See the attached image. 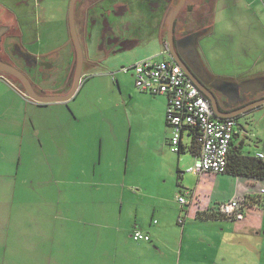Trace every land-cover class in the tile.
<instances>
[{
    "label": "rangeland",
    "instance_id": "374dc122",
    "mask_svg": "<svg viewBox=\"0 0 264 264\" xmlns=\"http://www.w3.org/2000/svg\"><path fill=\"white\" fill-rule=\"evenodd\" d=\"M1 1L12 6L15 0ZM221 1L224 0H217L212 14L211 24L215 23V29L211 32L214 33L204 44L205 59L211 63L210 70L222 76L247 69L258 72L259 76L264 73L262 0H257L251 10L237 4L234 6L236 10L232 7L233 12L229 11L230 3L225 9ZM30 2L32 6L29 8L33 12L30 21L34 23L37 35L25 38L29 42L34 41L32 46L39 50H45V47L57 50L60 54L58 65L64 67L72 53L66 25L70 0H42L37 9L36 0ZM200 2L202 0H195L194 3L186 0V4L197 9L201 6ZM102 5L96 10V15L108 11V19L100 24L104 29L108 22L114 21L111 17H115L117 8L115 11L107 10L110 5ZM24 8L21 6L18 10L24 11ZM171 8L165 10V16ZM118 10L120 12L116 14L125 17L127 8ZM146 23V16L136 22V26H145L143 33L135 38L138 42L131 50L119 56H109L106 50L104 59L102 55L99 57L102 61L96 60L97 64L83 69L76 98L69 100L68 106L37 107L27 102V97L0 94V124L4 125L6 133L5 136L0 135V141L9 142L11 130L21 132L23 139L18 164L16 160L11 162L9 159L14 156L13 148L8 158L0 163V171L3 172L0 178V264H218L220 259L225 264H231L241 260L243 253L248 264H264V259L256 253L264 251V240H253L252 248H248L247 244L230 241L232 236L227 238L220 233L218 226H212L215 224H191L190 215L186 217L187 207L182 208L177 201L179 196L189 201L191 195L185 193V188L194 189L197 177L185 173L188 166L180 168L181 171L176 166L172 167L178 153L172 152L170 145L166 146L167 153L156 149V137L149 130L158 129L159 120L163 118L161 124L165 126L166 109L163 117L159 103L149 97L164 99L163 96L140 92L131 72L122 69L146 58L164 57L161 55L162 45ZM132 27V34L138 35L134 22L127 27L125 25L126 31ZM119 42L124 46L122 40ZM32 50L36 51L35 48ZM255 59L258 62L256 66L253 65ZM87 62L85 58V64ZM9 87L12 88L11 85ZM56 110L60 111L58 115ZM32 124L40 128L33 130ZM78 124L87 127L88 134L82 130L75 131L73 127ZM100 125L119 128L122 133L120 142L126 141V133L132 129L126 161L121 154L104 155L101 185L97 175L94 176V127ZM255 132L264 133V118L254 125ZM142 139H145L146 145L140 142ZM62 142L66 147L83 148L87 145L86 158L79 160L73 157L68 175L66 166L62 165L65 164ZM120 147L127 154L128 146L120 143ZM139 150L141 155H138ZM205 179L202 185L205 195L201 193L198 202L200 211L203 209L200 203L211 200V193L206 191H210L214 184L208 176ZM243 179L249 181L245 176L240 178L236 192L238 200L248 199L244 195L246 192L259 195L255 211L259 217H264V192L260 181L254 187ZM226 187L230 189L227 184L223 188ZM153 194L158 195L152 197ZM159 198L161 200H157ZM154 205L164 207V221L170 220L171 214L175 215L174 220L178 216L184 219L186 230L182 248L179 246L183 235L181 225L174 221L175 234L173 231L169 233L168 244L172 250L176 248V255L170 247H158L157 250L151 242H136L129 237L135 218L144 222L148 220ZM193 207H196L195 203ZM248 210L252 211L246 206V215ZM142 243L149 249H144Z\"/></svg>",
    "mask_w": 264,
    "mask_h": 264
},
{
    "label": "flooded vegetation",
    "instance_id": "af4514ba",
    "mask_svg": "<svg viewBox=\"0 0 264 264\" xmlns=\"http://www.w3.org/2000/svg\"><path fill=\"white\" fill-rule=\"evenodd\" d=\"M179 1L76 0L74 4V24L83 54L82 71L92 64H97L96 60L102 61L99 57L102 55L101 58L104 59L103 53H106V50H108L107 54L109 56H119L120 53L135 46L138 42H135V38L143 33L145 26L143 24L136 26V22L142 21V18L146 16L148 21L146 26H151V31L157 36V40L165 49V55L187 69L191 79L200 84L203 91L199 89L206 97L209 98L210 95L216 97L219 104L223 106L222 113L229 115L236 113L234 116L236 118L240 116L238 112L247 113L261 107L262 105L252 106L264 100V90L258 91L252 96V90L249 86H243L242 84L245 82L239 83L240 93L236 96L211 73L210 63L209 60L205 59L204 49L206 39H210L212 21V6L207 1L200 2L201 6L198 9L193 8L189 3L186 4L185 1L173 19V25L170 28L172 13ZM41 2L42 0H36V9ZM104 3L110 5L107 10L114 9L115 11V7L117 10L114 13L115 17L110 16L114 21L108 22L109 24L107 23L105 28L102 29L103 27L100 24L106 22L109 13L108 11L106 14L99 12L96 15V10L101 9ZM21 6L27 9L24 8V11H19L18 8H21ZM29 6H32L30 0H15L12 6L0 2V61L22 73L38 95L67 94L73 87L77 59L76 48L69 29V6L66 10V25L69 31L68 37L71 40L72 53L64 67L58 65L60 54L57 50L46 49V47L45 50H39L38 47L32 46L34 41L29 42L25 38L37 33L34 23L31 24L33 12ZM168 7L172 8L167 14L168 16H165V10ZM126 8L125 17H119L120 15L116 14L117 11L120 12L118 9L123 10ZM34 13H37V11L34 10ZM127 19L128 22H126ZM133 22L138 30L136 36L132 34L134 33L133 27L127 29L128 32L125 29V25L127 27ZM96 23L98 28L100 25L99 29ZM120 29H122V34L119 33ZM110 30L111 32H109ZM120 40H122L124 46H121ZM133 42L135 43L133 44ZM32 48H35L36 51H33ZM85 58L88 59L86 64ZM89 61L91 62L89 63ZM3 76L21 87L25 94L24 86L17 78L6 73H3ZM262 78H264V75L256 76L253 79L254 82H257L256 86H259V88L264 87ZM38 104L45 105L48 103Z\"/></svg>",
    "mask_w": 264,
    "mask_h": 264
},
{
    "label": "crops",
    "instance_id": "0c3cea01",
    "mask_svg": "<svg viewBox=\"0 0 264 264\" xmlns=\"http://www.w3.org/2000/svg\"><path fill=\"white\" fill-rule=\"evenodd\" d=\"M203 1H207L208 4H210V6H212L211 10H212V14H213V12L215 10L214 6H216V4L218 3L217 0H202V2ZM192 2L194 3L195 0H192ZM228 3H230L229 6H231V8L228 6V8H230L229 11L233 12L235 9L234 6H236L237 4H243L246 6V8H249L251 10V9H253L252 8L253 4L257 3V0H224V1H221V4H223V7L225 9H226V5ZM262 3L264 4V0H262ZM214 29H215V23L211 24V30L213 31ZM213 33L214 32H210L209 37ZM131 49H129V50H131ZM161 55L164 56L162 59L169 58L165 54L161 53ZM257 59H255V62L253 64L254 66H256V64L258 65ZM158 60H161V59H158ZM210 65H211V63H210ZM248 65L249 64H247V67H248ZM211 73L216 77V79L226 81V83H222V85H224V87L228 88V90H230V92H232L233 94H235L234 92L236 91V89H234L235 85L239 86V83H244V82L245 83L242 85L243 86H249V88L252 91H256L257 89H259V86H256L257 82L253 81V79L256 76H258L257 75L258 72L253 73L250 70L246 69L240 73H235L232 75L219 76V75H216L214 71L213 72L211 71ZM262 75H264V73L259 74V76H262ZM80 83H81V81H80ZM9 85H11L12 88L9 87ZM252 86H255V87H252ZM252 88H254V89H252ZM246 91H247V89H246ZM140 92H142V91H140ZM4 93H11L14 96H18L20 98L27 97L14 84V82H12L8 78L0 75V94H2V96H3ZM135 94H138V93L135 92ZM76 95H74L69 100L76 98L75 97ZM163 98L164 99H162L160 97L159 98L158 97L157 98L149 97V99H151V100L154 99L155 101H157L159 103V106L163 112V117H164V115H165L164 112H165V109L167 107V100L164 96H163ZM26 100H27V102H30L34 106H37V107H49V106L56 107L57 106L60 108H62V106H68L67 102L69 101L68 100L65 102L48 103L45 105H41V104H38V103L32 101L29 98ZM218 108L220 109V111H221V109L223 110V106L219 104V101H218ZM263 110H264V104L261 107L255 108L252 111L247 112L244 115L238 116L236 118L231 117V118H235V120L239 124V130L235 134L233 141H232L233 142L232 148L233 149L238 148V150L241 152L242 155L244 154V155H250V156H257L258 153H264V139H263L264 133L263 134L261 132H255L256 134L254 133V125L258 121L263 120V118H264V111ZM260 112H262V113H260ZM59 113H60V111L56 110V114L58 115ZM165 118H166V115H165ZM163 119L159 120L160 125H159L158 129L157 128H151L149 130L150 133H153L155 135V137H156L155 144L157 145L156 149L158 152H161V153L166 152V146H169V138H170V130H169L170 128L166 125V123H165V126H163L161 124V121H163ZM70 125H69V127H71ZM32 126L31 127L33 130L40 128L34 124H32ZM3 128H4V125L0 124V135L5 136L6 133L3 130ZM20 128H21V126H20ZM73 129L75 131L82 130L84 133H87V134L89 132V131H87L88 130L87 127H82L79 124L75 125L73 127ZM131 131H132V129L129 130L128 133H126V141L120 142L122 133H121L119 128H117V127H103L101 125L94 127V165L96 166V169L94 170V176L96 177V175H97L99 185H101V183H102L101 181H102V178L104 175V170L102 168L104 155L108 156V154H106V153H109L112 155L120 156V154H121L125 158V161H126V157L129 155V145L131 144V134H132ZM10 132H9L8 137H9V142H12L11 146H8V143H9L8 141H0V163H1V160L3 161V159L8 158L9 152L13 148L14 156L10 157L9 159H11V162H15V160H16V163L18 164V162L20 161V157L22 155L23 139L21 136V132H17L15 130H11ZM249 141H251L254 145L253 144L250 145L251 142H249ZM140 142L143 143L144 145H146L145 139L140 140ZM120 143H124L125 145L128 146L127 147V154L125 151H123V147L119 148ZM61 144L62 145L64 144L62 147V151H63L64 156H62V155L61 156L63 157V159L65 161V164H62V165H63V167L66 166V169L68 172L70 167H71V160L73 157L76 156L79 160H81V157L86 158L87 145L83 146V148H82V147H66L65 142H62ZM189 146H190L189 143H186V145L184 146V152L182 154H178L176 160L172 163V167L176 166V168L179 171H181L180 168L185 167V166L189 167L193 163L194 155L189 151ZM72 149H73V151H72ZM118 152H120V153L118 154ZM138 155H141V150L138 151ZM82 160H84V159H82ZM2 173L0 171V178L3 177ZM16 173H18L17 168H16ZM68 174H69V172L67 173V175ZM194 176L197 177V183H196L194 189L185 188V189H187L185 191V193L188 196L191 195V197L189 199V205H186V207H187L186 217L190 215V219L193 220L191 224H195L197 222L198 223L215 224L212 226H218L219 229L221 230L220 233H224L227 236V238L232 236L230 238V241H232L236 244L237 243L247 244L248 248H252L251 243L253 240H255L256 242L260 239L264 240V237L260 238V236H264V231H261V229H264V223H263L264 217H259V215L255 211V209L258 207L257 201H259L258 197H260V196L259 195L257 196L256 194H253L251 192H250L251 194H249V192H246L244 195H246L245 197H248L250 199L251 198L254 199L253 201H249V205H248V207L251 208L252 211L249 212V210H248V213H247V215L249 214L248 217H247L246 212H245L246 217H244V219H242L240 221L223 219V218L222 219H219V218H217V219L216 218L204 219V218H199L197 215V212L200 211L199 206H198L199 205L198 202L200 201L199 196L201 193L202 194L205 193V189L202 188V185L206 182L205 176H208L209 178H211L212 181H214L212 189L210 191H208V190L206 191L207 194L209 192L211 193V195H210L211 200L209 201V203L207 201L200 203V205L202 204V207H203L201 212H203V211L206 212V210H207V213L213 212V210L217 211L215 208L218 206V204L223 203V202L229 200L230 198L239 199L238 196H236L237 195L236 192L238 193L237 184L240 183V178L244 177V176L233 175V174L228 173V172L219 173V174L204 173L201 175H194ZM246 178H248L249 181L247 179H243L245 181V183L246 184H248V183L253 184L252 186H254V187H257L255 184H258V182L260 181V184H261L260 187L262 188L261 190L264 192V187H263L264 180L263 179L259 180L256 178H249V177H246ZM226 184H227V186L230 187V189L227 187L225 189L223 188L226 186ZM187 185H190V184H187ZM181 188H183V185H181ZM221 188H223L222 191L218 190ZM95 195H97V193H95ZM157 195L158 194H153L152 197L157 196ZM142 196H145V194H143ZM157 200H161V199L159 198ZM194 203L196 205L195 208L193 207ZM182 208H184V207H182ZM166 212H168V211L166 210ZM163 215L166 217L165 210H164L163 206H157V205L152 206V214L148 220H145V222H144L143 220H140V218H135V222L132 226L133 227L132 231L129 232V237H131V233L135 229H140V230L150 234L151 239L148 242L155 244V247L157 248V250H158V247H162V249L163 248L164 249L169 248L170 247L168 244L169 233H170V231H173V233L175 234V232H174L175 229H174L173 223L175 221L178 224L177 220L180 216H178L176 218V220H174L175 215L171 214L170 220L165 219V221H164ZM155 217L158 219V221L155 219ZM186 221H187V218L185 219V222ZM181 227H182L183 235L181 236V239L179 241V246H181V248H182L183 244H184V240H185L184 232L186 230V227H184V219H183V225ZM142 244H143L142 247L144 249H149L147 247V245H145L144 243H142ZM171 247H170V251L172 253L174 252L176 255V248H173V250H172ZM217 247L219 248V246H217ZM171 252L169 254H172ZM256 253L259 256H261L262 259H264V251L263 250L261 252L258 251ZM244 255H245V253H243V257L241 260H236V261H234V263H231V264H248V260H247L246 256H244ZM221 261H222V259H220L218 264H225V261H222V262Z\"/></svg>",
    "mask_w": 264,
    "mask_h": 264
},
{
    "label": "built area",
    "instance_id": "2783aa9c",
    "mask_svg": "<svg viewBox=\"0 0 264 264\" xmlns=\"http://www.w3.org/2000/svg\"><path fill=\"white\" fill-rule=\"evenodd\" d=\"M165 54V49L162 51ZM135 86L139 91L152 95L164 96L167 100L166 119L171 130L169 138L170 149L178 152L180 145H191L193 137L199 145V154L194 156L193 163L185 172L194 175L204 173H225L228 165V155L239 124L235 118L219 119L209 99L195 85L182 67L170 58L158 60L146 58L128 68ZM257 156L264 159V153ZM248 199L230 198L219 203L215 208L229 220H242ZM183 207L189 205L184 197H177ZM178 224L183 225V219L178 218ZM134 241H150V234L140 229L131 233Z\"/></svg>",
    "mask_w": 264,
    "mask_h": 264
},
{
    "label": "water",
    "instance_id": "95a60500",
    "mask_svg": "<svg viewBox=\"0 0 264 264\" xmlns=\"http://www.w3.org/2000/svg\"><path fill=\"white\" fill-rule=\"evenodd\" d=\"M75 1L76 0H70V2H69V14H68V22H69L70 34H71V38L73 40V43L75 45L76 52H77L75 79H74L73 87H72V89H71V91L69 93L64 94V95H52V96H41V95H38V94H36L34 92V90L32 89L29 81L25 78V76L22 73H20L14 67H12V66H10L8 64H5V63L0 61V72L9 74V75L17 78L22 83V85L24 86L25 95L29 99L34 101V102H37V103L65 102V101H68L69 99H71L76 94V91L79 88L80 81H81L82 65H83V54H82V49H81V46H80V42L78 40L75 24H74V4H75ZM185 1L186 0H180L178 5L176 6L174 12L172 13V17H171V20H170V28H172L173 19L175 18V16L179 12V10L181 9V7L185 3ZM0 40H1V32H0ZM181 67L186 72V74L191 78V76H190L189 72L187 71V69H185L183 66H181ZM262 79L264 80V78H262ZM219 81L221 83H226V81H222V80H219ZM194 83L196 84V86L198 88H200L203 91V89H202V87L200 86L199 83H197L196 81H194ZM238 87H239L238 85H235V88H234V89H236V91L234 93L237 96L240 93ZM262 90H264V87H261V88L257 89L256 91H252L251 95L253 96L255 93H257L258 91H262ZM209 100H210L211 106L214 109V112H215V115H216L217 118L225 119V118L234 117L236 115V113L231 114V115L222 113L220 111V109L218 108V101H217L215 96L210 95L209 96ZM263 104H264V100L257 102L252 107H255L256 105H263ZM238 113H239L238 115H240V116L246 114L244 112H238Z\"/></svg>",
    "mask_w": 264,
    "mask_h": 264
},
{
    "label": "trees",
    "instance_id": "16d2710c",
    "mask_svg": "<svg viewBox=\"0 0 264 264\" xmlns=\"http://www.w3.org/2000/svg\"><path fill=\"white\" fill-rule=\"evenodd\" d=\"M0 75L3 76V73L0 72ZM16 86L21 90V87H19L18 85ZM166 125L168 126L167 119H166ZM232 146H233V142H232ZM232 146H231V149L228 155V165H227L226 172L231 173L233 175L246 176L249 178H256L259 180L264 179V159H261L258 156H250V155H244V154L242 155L241 152L238 150V148L233 149ZM199 150H200L199 145L197 144L195 137H193L191 145L189 146V151L194 156H197L199 154ZM183 152H184V147L181 144L180 149L177 153L182 154ZM253 200H254L253 198L251 199L248 198L247 201H253ZM257 203H259V201H257ZM201 211L197 212V215L199 218L227 219L224 216H222L218 211L213 210V212H210V213H207V210L206 212L204 211L201 212Z\"/></svg>",
    "mask_w": 264,
    "mask_h": 264
}]
</instances>
